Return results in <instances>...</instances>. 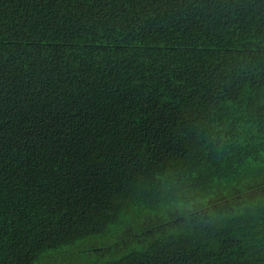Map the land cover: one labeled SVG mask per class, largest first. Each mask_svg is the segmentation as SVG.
<instances>
[{
    "label": "trees",
    "instance_id": "1",
    "mask_svg": "<svg viewBox=\"0 0 264 264\" xmlns=\"http://www.w3.org/2000/svg\"><path fill=\"white\" fill-rule=\"evenodd\" d=\"M0 264H264V0H0Z\"/></svg>",
    "mask_w": 264,
    "mask_h": 264
},
{
    "label": "clouds",
    "instance_id": "2",
    "mask_svg": "<svg viewBox=\"0 0 264 264\" xmlns=\"http://www.w3.org/2000/svg\"><path fill=\"white\" fill-rule=\"evenodd\" d=\"M189 209L192 210V209H191V206H189ZM213 210H215V209H213Z\"/></svg>",
    "mask_w": 264,
    "mask_h": 264
}]
</instances>
